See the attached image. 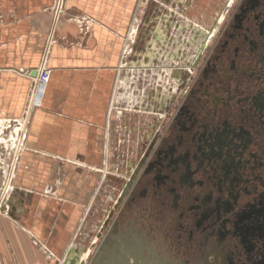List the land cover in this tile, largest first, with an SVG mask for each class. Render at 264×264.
Listing matches in <instances>:
<instances>
[{
  "label": "flooded vegetation",
  "instance_id": "obj_1",
  "mask_svg": "<svg viewBox=\"0 0 264 264\" xmlns=\"http://www.w3.org/2000/svg\"><path fill=\"white\" fill-rule=\"evenodd\" d=\"M226 4L190 58L146 69L153 112L111 113L123 140L74 264H264V0Z\"/></svg>",
  "mask_w": 264,
  "mask_h": 264
},
{
  "label": "crops",
  "instance_id": "obj_2",
  "mask_svg": "<svg viewBox=\"0 0 264 264\" xmlns=\"http://www.w3.org/2000/svg\"><path fill=\"white\" fill-rule=\"evenodd\" d=\"M226 3L66 0L56 18L55 0H0V158L1 141L15 134L13 121L23 113L33 73L53 39L51 78L32 115L15 189L0 212V264H62L78 257L92 212L106 205L102 194L96 197L106 169L97 168L106 165L109 143L123 140L111 113L145 109L139 89L123 92L125 71L157 65L171 71L167 66L179 57L190 58L201 29L217 25Z\"/></svg>",
  "mask_w": 264,
  "mask_h": 264
},
{
  "label": "built area",
  "instance_id": "obj_3",
  "mask_svg": "<svg viewBox=\"0 0 264 264\" xmlns=\"http://www.w3.org/2000/svg\"><path fill=\"white\" fill-rule=\"evenodd\" d=\"M53 9L55 16L58 18L66 10V0H55ZM131 33H133V30ZM51 39L52 37L49 39L40 64L36 69L37 74L32 78L31 89L27 96L23 113L13 121L16 129L15 134L1 141L4 155L0 158V212L15 189V180L21 165L22 156L27 149L32 115L37 108L41 107L45 88L51 78L52 69L49 65L50 48L53 40ZM122 68H124V63L120 64L119 69Z\"/></svg>",
  "mask_w": 264,
  "mask_h": 264
},
{
  "label": "rangeland",
  "instance_id": "obj_4",
  "mask_svg": "<svg viewBox=\"0 0 264 264\" xmlns=\"http://www.w3.org/2000/svg\"><path fill=\"white\" fill-rule=\"evenodd\" d=\"M148 3V2H147ZM147 7V6H146ZM53 12H54V9H53ZM63 14V13H62ZM133 31H135V28H133ZM130 41V40H129ZM159 73H161V78H162V82H160V83H163V84H165L166 85V82L168 81L167 80V75H165L164 74V72H162V71H158ZM125 73H126V76L125 77H127L128 78V81L127 82H125V85L122 87V90H123V92H126L128 95H130L131 94V92L134 90V89H138V87H139V89L141 90V95H145L146 97H148V99H147V101L148 102H151V100L153 99V96L154 95H156V93H155V91L152 89V84L154 83L153 81V79H151V74L149 73V72H147V71H130V70H126L125 71ZM149 75V76H148ZM136 77L138 78V77H140V79L138 80V81H136ZM149 78V79H148ZM140 81V82H139ZM173 83V82H172ZM139 84H141V85H139ZM147 84H149V85H147ZM151 85V86H150ZM173 85H175V84H173ZM146 108V107H145ZM144 111H146V109H144ZM144 113H146V112H144ZM153 114V113H152ZM154 117V116H153ZM147 123H145V125H146ZM97 170H99V171H101L102 170V173H103V171H104V167H99V168H97ZM112 173H117V170H110ZM105 183V180H104V182H103V180L100 182V183H98L97 184V186H96V190H98L99 188H101L102 189V187L105 185L104 184ZM100 189V190H101ZM97 200H100V198H97ZM79 233H81V232H79ZM78 233V234H79ZM84 234H85V232H84ZM86 236V235H85ZM86 237H88V236H86ZM85 242H83V241H80V247H87L88 246V243H87V241L86 240H84ZM82 251V250H81ZM73 254V253H72ZM79 257H76V259H77V261L79 262V260L82 258V255L81 254H79L78 255ZM80 258V259H79ZM66 259H67V262H68V264H72V260H70V258H69V256H67L66 257ZM70 261V262H69Z\"/></svg>",
  "mask_w": 264,
  "mask_h": 264
},
{
  "label": "water",
  "instance_id": "obj_5",
  "mask_svg": "<svg viewBox=\"0 0 264 264\" xmlns=\"http://www.w3.org/2000/svg\"><path fill=\"white\" fill-rule=\"evenodd\" d=\"M209 31L210 30H207L206 28H202L201 29V31H200V39L197 41V45H195V50H198L199 49V45H198V43L200 42L201 43V41L203 42V40L205 39V36H207L208 35V33H209ZM158 42H162V41H158ZM145 44V43H144ZM35 76H36V74H37V70L36 71H34V73H33ZM104 254V252H103V250H101L100 251V254H99V256L96 258V261L94 262V264H101V259H102V255ZM62 264H68V262H67V259L65 258L64 260H63V263Z\"/></svg>",
  "mask_w": 264,
  "mask_h": 264
},
{
  "label": "bare ground",
  "instance_id": "obj_6",
  "mask_svg": "<svg viewBox=\"0 0 264 264\" xmlns=\"http://www.w3.org/2000/svg\"><path fill=\"white\" fill-rule=\"evenodd\" d=\"M56 18H57V17H56ZM51 40H52V39H51ZM50 43H51V42H50ZM78 255H79V254H78ZM74 257H75V256H74ZM65 258H66V257H65ZM79 259H80V258H79ZM70 260H73V256L70 257ZM69 262H70V261H69ZM73 262H74V260L72 261V264H74Z\"/></svg>",
  "mask_w": 264,
  "mask_h": 264
}]
</instances>
